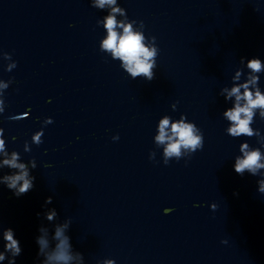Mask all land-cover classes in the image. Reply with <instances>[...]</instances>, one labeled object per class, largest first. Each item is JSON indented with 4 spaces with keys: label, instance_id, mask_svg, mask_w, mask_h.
Masks as SVG:
<instances>
[{
    "label": "water",
    "instance_id": "obj_1",
    "mask_svg": "<svg viewBox=\"0 0 264 264\" xmlns=\"http://www.w3.org/2000/svg\"><path fill=\"white\" fill-rule=\"evenodd\" d=\"M0 264H264V0H0Z\"/></svg>",
    "mask_w": 264,
    "mask_h": 264
}]
</instances>
